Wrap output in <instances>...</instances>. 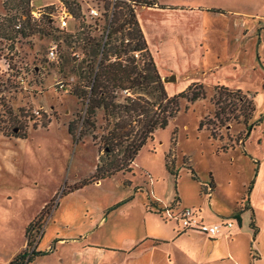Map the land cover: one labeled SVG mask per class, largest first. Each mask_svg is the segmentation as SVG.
Returning a JSON list of instances; mask_svg holds the SVG:
<instances>
[{
  "label": "rangeland",
  "instance_id": "374dc122",
  "mask_svg": "<svg viewBox=\"0 0 264 264\" xmlns=\"http://www.w3.org/2000/svg\"><path fill=\"white\" fill-rule=\"evenodd\" d=\"M3 1L0 0V264H19L22 255H26L24 264H76L75 248L81 246L76 240L81 238L86 244L103 245L108 257L98 264H122L113 253L120 247L131 250L142 245L146 233L157 232V219L176 224L175 218H166L165 211H157L163 206L176 215L183 208H191L193 217L215 216L220 218L217 222L230 221L238 227L237 208L247 204L253 161L240 152L245 124L241 118L232 119L228 108L230 104L238 106L237 97L248 91L247 98L255 106L249 122L257 123L244 142L255 161H264V83L241 93H230L235 89L229 87L219 95V87L212 82L222 78L200 70L198 38L183 37L184 32L193 37L198 34L203 48L208 50L206 59L215 60L227 51V38L220 34L229 29L227 18L214 14L204 22L199 20L193 28V23L177 14L161 15L135 6L157 69L166 75L163 78H171L164 82L166 93L172 96L196 79L204 84V97L194 102L180 99L175 116L146 140L130 169L95 179L103 150L89 134L69 132L68 123L76 121L85 108L71 90L75 84H88L84 75L100 58L92 54L90 41L87 44L80 37L84 34L91 42L103 38L109 20V9H105L108 1L76 0L80 15L69 19L65 29L54 22L44 32L28 36L18 33L14 24L26 14L10 2L4 6ZM158 1L181 4L188 0ZM53 2L57 4L56 0H29V6L46 5L45 11L53 13L56 7L49 5ZM231 5L240 15H264V0H237ZM90 8L98 14L88 15ZM13 16L18 18L12 20ZM47 17V13L43 14L37 21L39 27L44 26ZM261 26L256 31L260 34L258 68L262 69L264 82V21ZM52 44L57 46V60L47 57ZM133 55L135 63L142 65L141 53ZM218 96L226 109L219 121L214 115L215 110L220 113L214 103ZM200 121L205 123L201 128ZM96 123L103 124L102 111H98ZM225 148L228 151H222ZM210 172L215 183L212 206L207 201V192L212 190ZM257 212L264 223V210ZM250 214L251 211L242 214L243 224ZM101 218L103 223H99ZM254 220L259 225L257 218ZM60 238L65 243L61 244ZM239 239L246 237L241 235ZM116 244L120 247L113 246ZM34 250L36 254L32 255ZM162 250L165 249L139 253L138 259L160 258ZM172 264H181L180 256L175 255Z\"/></svg>",
  "mask_w": 264,
  "mask_h": 264
},
{
  "label": "trees",
  "instance_id": "16d2710c",
  "mask_svg": "<svg viewBox=\"0 0 264 264\" xmlns=\"http://www.w3.org/2000/svg\"><path fill=\"white\" fill-rule=\"evenodd\" d=\"M62 1L73 16L80 15V5L76 0ZM109 9L108 23L103 30V38L100 40L86 36L81 40L91 43L92 54H99L100 58L94 67L88 69V84H75L72 93L85 104L84 112L77 116L76 121L68 123V131L75 134H89L103 153L100 154L99 164L96 167L94 178L108 175L117 171L128 170L139 149L146 140L152 136L156 129H162L169 119L173 118L178 111L180 99L194 102L204 97L203 84L192 82L182 91L169 96L166 93L164 82L155 64L153 55L148 48L144 33L139 24L135 6H154L156 0H107ZM11 3L14 8H21L26 14L20 19V26L16 27L22 36H28L36 31L44 32L45 27L51 24L45 22L44 26L32 20L29 0H4V6ZM21 12V13H22ZM18 18V17H17ZM13 16L11 19H17ZM15 26L18 22H14ZM49 33V32H45ZM83 32L78 34V37ZM134 41V42H133ZM139 51L142 57V65L136 64L134 52ZM125 58H124V57ZM220 95L222 90H229L225 86H218ZM235 89L230 93H241ZM248 94L242 93L237 97L238 106L229 105V113L232 119L241 118L245 124V135L257 123L249 122L255 111L252 99ZM220 113L215 110V118L221 120L220 114H224L225 107L221 106V97L214 101ZM223 107V108H222ZM102 111L103 124L97 125L96 116ZM229 120L228 116H225ZM80 128L78 129V124ZM205 123L200 121L199 128ZM100 130L98 133L97 130ZM253 180L247 186L249 193ZM155 205L158 203L155 201ZM246 207V205L244 206ZM242 207V208H244ZM242 208L239 209V212ZM157 210L158 212H162ZM237 212V210H236ZM250 227L253 232L257 231L254 215H251ZM141 244V243H140ZM32 255L36 251H32ZM32 256L28 257L30 261ZM253 260L256 259L254 254ZM26 255H22L19 264H24Z\"/></svg>",
  "mask_w": 264,
  "mask_h": 264
},
{
  "label": "crops",
  "instance_id": "0c3cea01",
  "mask_svg": "<svg viewBox=\"0 0 264 264\" xmlns=\"http://www.w3.org/2000/svg\"><path fill=\"white\" fill-rule=\"evenodd\" d=\"M232 1L237 0H188L181 4H161L156 0L154 6H142V8L149 9L161 15L177 14L179 18L182 17L189 23H193V28L197 26L199 20L204 22L208 16L214 14L227 18L229 29L225 28L222 33L220 32V34L227 38V51L224 56L218 54L215 60L206 59L208 50L203 48V43H201L202 37L198 34H194L193 37L189 32H184L183 37L186 39L193 38L195 40L198 38L199 43L197 45L200 53L198 64L200 70L203 73L219 75L222 78L220 79L221 81L212 82V85L247 91L264 83L262 69L260 67L258 68L260 34L256 31L258 27L262 28L261 25L264 21V15L253 13L240 15L236 8L232 7ZM138 21L148 45L150 40L147 36L146 29L141 25L139 19ZM188 28V30H191L192 26ZM152 54L154 55V53ZM165 76L164 74L161 75L162 78ZM192 82L201 83L200 81H196V79L190 83ZM164 86L166 87V83H164ZM254 126L250 129L247 136L255 129ZM247 136L241 142L243 148L239 149L240 152H243V155L251 157L253 161L252 175L248 185L252 180L253 183L247 198H245L247 201L246 207L240 211L238 227L234 225L231 227L224 226L216 237L208 238L197 231H180L177 220L175 224L164 223L157 219L155 221L157 232L146 233V241H143L142 245H138V247L135 245L131 250L121 249L120 245L117 244L113 245L120 247L119 250H116L118 252L113 253V255L117 256V259L122 264H172L173 261L175 262V255L180 256L181 264H264V223L260 219V212H257V209L260 211L264 210V161H255L253 156L248 153L244 142ZM230 148L234 149L235 147ZM225 149H222V151H228L227 148ZM210 176L211 183H209V186L212 189L215 187V183L211 172ZM212 184L214 185L212 186ZM210 191V193L207 192L209 197L207 201L212 206L213 202L211 198L213 196V189ZM164 208L163 206L161 210L163 211ZM246 211H251L250 215L253 214L254 218L258 220L259 225H257V231L255 233L250 227L251 216L246 218V222L243 224L242 214ZM219 219L215 216H212V218H206L204 216L198 218V220L206 223H215L220 221ZM102 220L101 218L99 223H103L104 220ZM134 233L135 235L139 234L137 232ZM241 235H244L246 240L243 239L241 241L239 239ZM83 240V238L78 241L76 240V243L81 244V246L78 245L75 248V253L78 255L76 264H98L100 260L108 257L107 252L104 249L102 250L103 245L86 244ZM58 241L61 244L65 243L63 242L64 238H60ZM152 249L165 250H162L163 256L160 258L154 257L150 259L148 256L144 258V261L138 259L141 255L139 253H147L148 251H152ZM253 254L256 256L255 260L252 259Z\"/></svg>",
  "mask_w": 264,
  "mask_h": 264
},
{
  "label": "built area",
  "instance_id": "2783aa9c",
  "mask_svg": "<svg viewBox=\"0 0 264 264\" xmlns=\"http://www.w3.org/2000/svg\"><path fill=\"white\" fill-rule=\"evenodd\" d=\"M56 3L53 2L49 5L54 6L55 5V10L53 13L51 12H46L45 7H48L46 5L39 6V7H32L30 12H31V17L32 20L39 21L43 14L49 15L47 17V22L50 24H53L56 22V27H59L60 29H65L68 25V20L69 19H74V16L72 13L68 10V8L65 6V4L60 1L56 0ZM34 9V10H33ZM90 16H95L98 14L97 10L90 8L88 12ZM20 26V22L16 25V27ZM47 57L50 60H57V46L55 44H52L48 48V54ZM60 86H63V83L60 84ZM165 211L166 218L168 219H176L179 222V229L182 232L186 231H197L208 238H213L216 237L222 230L224 226L231 227L232 222L228 221L225 223H220V222H215V223H206L203 221L198 220V218L193 217V210L191 208H183L178 212L174 213L170 208L165 207L163 209Z\"/></svg>",
  "mask_w": 264,
  "mask_h": 264
},
{
  "label": "water",
  "instance_id": "95a60500",
  "mask_svg": "<svg viewBox=\"0 0 264 264\" xmlns=\"http://www.w3.org/2000/svg\"><path fill=\"white\" fill-rule=\"evenodd\" d=\"M171 80V78H163V82H167V81H170ZM15 131H16V129H14Z\"/></svg>",
  "mask_w": 264,
  "mask_h": 264
}]
</instances>
